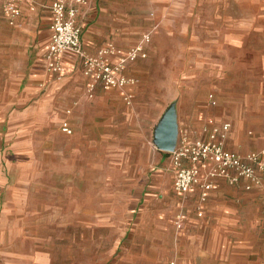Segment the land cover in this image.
<instances>
[{"label":"rangeland","instance_id":"obj_1","mask_svg":"<svg viewBox=\"0 0 264 264\" xmlns=\"http://www.w3.org/2000/svg\"><path fill=\"white\" fill-rule=\"evenodd\" d=\"M184 2L182 11L169 20L171 31L157 35L148 56L131 66L130 75L137 79L132 105L116 97L99 99L86 115L85 133L65 134L59 159L65 169L44 172L43 180L39 178L42 188L14 199L18 212L0 214V264H105L117 250L143 174L149 168L171 167V152L160 150L154 139L172 104L179 126L177 146L184 139L207 138L202 128L211 118H237L245 137L252 136L250 117L264 123V0ZM115 6L114 26L126 28L123 35L135 42L148 28V2L131 0L126 15L121 13L124 5ZM219 33H235L244 45L246 56L235 71L207 63ZM218 70L224 76L210 73ZM211 94L218 104L210 102ZM90 179L97 186L86 196ZM197 206L195 196L174 192L167 174L148 202L129 248L114 264H163L184 252L191 229L178 228L175 218L181 212L188 215L190 209V215L196 214ZM253 232L264 237V227Z\"/></svg>","mask_w":264,"mask_h":264},{"label":"crops","instance_id":"obj_2","mask_svg":"<svg viewBox=\"0 0 264 264\" xmlns=\"http://www.w3.org/2000/svg\"><path fill=\"white\" fill-rule=\"evenodd\" d=\"M86 1L87 4L81 7L78 15L85 50L95 52L108 42L129 48L137 44L144 33L149 32L151 41L146 47L147 56L153 39L171 31L169 20L179 14L186 4L185 0H145L148 2V28L133 42V38L123 35L127 32L126 28L114 26L117 16L113 15L117 11V3L124 5L121 13L126 15L131 0ZM17 2L21 15L15 24H9L5 0H0V214L18 212L14 199L27 191L42 188L44 185L39 182V178L41 176L43 180L44 172L59 173L65 169L64 161L59 160L66 135H69L60 130L64 120L70 122L75 136L81 137L87 129L86 115L99 99L116 97L128 105L125 91L121 89H99L94 98H89V78L83 75L80 60L74 53L66 52L63 55L66 70L62 76L49 72L45 53L51 41L50 5L53 0ZM121 20L124 21L123 16ZM235 35L218 34L215 50L209 51V54L214 55H209L208 65L217 63L222 69H238V63L245 58L246 53L244 45L239 44ZM102 38L105 40L102 41ZM139 60L128 66V75L131 74V66ZM239 71L243 76L245 70L240 67ZM210 73L219 78L224 76L219 70ZM242 79L244 83H249L248 77ZM136 88V85L126 88V91L133 93V102L137 97ZM111 90H116V93ZM215 100L218 104V97ZM216 121L231 124L227 149L243 154L264 148L262 121L250 117L254 128L252 136L247 137L243 135L237 118L221 117L216 118ZM160 163L164 164L162 160ZM167 167L166 164L160 168H149L143 174V184L137 188L128 206L131 215L127 217L117 250L105 264L116 263L122 251L129 248L135 229L144 221L148 202L155 197L167 174L172 176L174 192L181 195L174 188L173 169ZM259 173L263 187L247 189L248 181L245 179L236 184L217 179L206 201L199 203L198 188L188 194L196 197L198 211L190 215V209L188 215H184L183 228H190L191 232L187 236L184 252L173 257L179 264H264V237L253 232L259 228L261 231V227H264V171ZM87 183L84 194L92 196L97 185L94 182L92 184L91 179ZM75 189L80 195L81 184ZM4 197L10 199L3 201ZM229 197L230 204H227ZM90 204H93L91 200ZM259 252L262 253L259 255ZM139 259L143 260L144 255L141 254ZM168 263L169 260L163 262Z\"/></svg>","mask_w":264,"mask_h":264},{"label":"built area","instance_id":"obj_3","mask_svg":"<svg viewBox=\"0 0 264 264\" xmlns=\"http://www.w3.org/2000/svg\"><path fill=\"white\" fill-rule=\"evenodd\" d=\"M5 4L9 22L15 24L21 15L18 2L5 0ZM85 4L86 0H53L50 5L51 41L45 53L46 68L62 76L66 70L63 55L66 52L74 53L80 60L83 75L89 78V98H94L99 89H121L125 91L127 104L132 105L133 93L126 91V88L137 85V79L128 75L126 70L131 63L147 57L146 47L151 41V34L144 33L140 41L129 48L108 42L95 52H88L83 46L82 28L78 23V15ZM209 100L217 103L213 94ZM60 127L64 133L73 134L68 120H64ZM230 127L229 122L218 123L211 118L202 128L204 134L208 133L207 138L200 137L193 141L184 139L171 152L170 168L174 172V188L179 194L186 196L198 188L200 202L206 201L217 179H224L229 184L245 179L248 181L247 189L263 187L259 172L264 171V148L243 154L227 149ZM183 223L184 214L181 212L177 214L175 224L182 229ZM168 264L179 263L173 258Z\"/></svg>","mask_w":264,"mask_h":264},{"label":"water","instance_id":"obj_4","mask_svg":"<svg viewBox=\"0 0 264 264\" xmlns=\"http://www.w3.org/2000/svg\"><path fill=\"white\" fill-rule=\"evenodd\" d=\"M178 135L177 110L175 104H172L156 127L154 141L160 150L172 152L177 147Z\"/></svg>","mask_w":264,"mask_h":264}]
</instances>
